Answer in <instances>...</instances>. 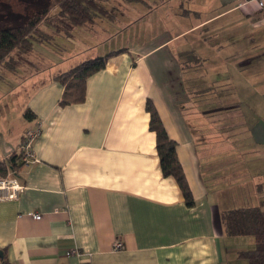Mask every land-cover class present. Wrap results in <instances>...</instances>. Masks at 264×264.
<instances>
[{
  "label": "crops",
  "instance_id": "0c3cea01",
  "mask_svg": "<svg viewBox=\"0 0 264 264\" xmlns=\"http://www.w3.org/2000/svg\"><path fill=\"white\" fill-rule=\"evenodd\" d=\"M242 2L124 3L111 17L71 27L68 37L44 22L61 18L58 7L47 13L40 26L53 38L35 40L12 66H0L8 80L0 81V161L41 123L38 162L18 169V196L0 200V264L239 263L238 252L254 240L226 234L219 215L264 199V20L254 2ZM149 11L170 23L95 49L110 32L105 19L124 27ZM64 38L79 48L49 65L44 52L70 48ZM118 49L125 51L87 78L83 102L59 104L55 75ZM182 53L198 61L184 63ZM72 56L82 59L62 68ZM147 99L176 142L191 207L161 173Z\"/></svg>",
  "mask_w": 264,
  "mask_h": 264
},
{
  "label": "trees",
  "instance_id": "16d2710c",
  "mask_svg": "<svg viewBox=\"0 0 264 264\" xmlns=\"http://www.w3.org/2000/svg\"><path fill=\"white\" fill-rule=\"evenodd\" d=\"M25 1L35 8L32 15L12 25L0 26V66H3L4 62L9 63V59H14L17 54L29 51L35 40L41 42L53 38L54 34H48L49 38L46 36V31L40 26V23L55 6L58 7V14L61 18L69 24L68 30L63 32L66 37L71 35V27H87L98 16L111 17L106 15V10L101 5L102 2L108 0ZM126 1L138 2L140 0ZM56 31H60L59 28L56 27ZM124 51L125 49H118L85 59L55 75L53 79L63 87L59 104L65 106L83 102L87 78L104 68L109 57ZM180 56L184 58V63L198 61V57L192 53H182ZM9 65L12 66L13 63H9ZM145 109L149 113V130L155 133L161 173L163 176L174 178L183 195L184 203L191 207L194 205V198L176 153V142L168 136L150 99L146 100ZM24 116L28 119L33 118L32 112L28 109L24 111ZM20 158L21 153L15 151L0 161V176L5 177L10 173L17 175L18 169L23 165ZM219 218L226 234L251 236L254 240L253 248L238 252L240 261L236 264H264V199H261L257 205L225 210L221 212Z\"/></svg>",
  "mask_w": 264,
  "mask_h": 264
},
{
  "label": "rangeland",
  "instance_id": "374dc122",
  "mask_svg": "<svg viewBox=\"0 0 264 264\" xmlns=\"http://www.w3.org/2000/svg\"><path fill=\"white\" fill-rule=\"evenodd\" d=\"M124 3L131 4L132 2L126 1V0H110V2H108L104 5L107 8V9H105L106 15L107 16L108 15L113 16L110 11H114V9L117 6L124 4ZM34 9L35 8H32L31 5H28L25 0H0V26L12 25L14 23H17L18 21H22L23 18H27V16L30 17L32 15ZM133 14L138 15V12L136 11ZM155 16H156V13L151 14V12L149 11V13L145 14L144 16H139V17L134 18L132 20V22L129 23L128 26L125 25L124 27L121 25L119 26L118 24L117 25L116 24H110V21L105 19L107 24H109V26H110V32L105 39L98 40L100 42V44L97 45L95 49L99 50V49L105 48L106 46L111 45V43L118 40L120 37L127 39V42L131 43V41H134V40H131L132 39V37H131L132 30L136 32L138 29H140V31L143 32L144 34H149L151 29L154 30L156 28L155 27L156 23L158 24V27H163L164 23H165V25L166 24L168 25L170 23V21L166 22V20H160V19L156 18ZM60 19H58L56 17V15L53 14L51 17L46 18L44 22L46 25L51 24L53 27L55 26V27L59 28V30H60L59 32H65L68 30L69 24L63 18H60ZM46 32H48V31H46ZM53 33L54 32H52V34ZM46 34H47L46 36L48 37V34H51V33H46ZM43 36H45V35L43 34ZM64 39L66 40V42H68L66 44H68L70 46V48L59 49L57 51H54V54H49V52L48 53L44 52V54L47 55V58L45 60L47 62H49V65L54 64L55 63L54 61L59 60V58H61L60 55H67V56L71 55L70 50L73 47L79 48L80 42L77 43L74 40H70L67 38H64ZM35 52L38 53V50H36ZM59 53H61V54L58 55ZM56 55H58V56H56ZM75 57L76 56H72L71 59L70 58L67 59L66 62L63 64L62 68L65 69V67L71 66L74 63ZM76 59H77V61H79L82 58L77 56ZM46 61H44V63H46ZM8 62L11 63V62H13V60L9 59ZM9 63L4 62L3 66L7 67L9 65ZM51 67H53V68H51ZM50 68L53 71H58V70L62 69L61 67L60 68H54V66H50ZM229 74H231V73L229 72ZM233 76L235 77V73L233 74ZM0 81H3L5 84H8V80L6 78H0ZM227 86L230 87V85H227ZM224 91H226V90H224ZM231 93L232 92L229 91L228 94L226 92V94H224V95L231 96ZM257 200H258V198H256V199L249 198L248 203H250V205H252V206L257 205L258 204ZM244 203L246 204V199H245ZM253 247H254V245H253Z\"/></svg>",
  "mask_w": 264,
  "mask_h": 264
},
{
  "label": "built area",
  "instance_id": "2783aa9c",
  "mask_svg": "<svg viewBox=\"0 0 264 264\" xmlns=\"http://www.w3.org/2000/svg\"><path fill=\"white\" fill-rule=\"evenodd\" d=\"M254 2L257 8L263 14L264 20V0H243L242 4ZM41 123L35 122L32 126H29L23 135L20 146L18 147V152L21 153L20 162L23 165L33 164L38 162V157L34 149V144L40 135ZM23 189V185L19 182L15 174H8L5 177L0 176V200L14 199L18 196L19 192ZM33 219L38 220L41 218V214L34 212L30 214ZM122 243L120 241H115L113 243L114 249H120ZM69 254L80 255L78 250H71ZM89 264V263H82Z\"/></svg>",
  "mask_w": 264,
  "mask_h": 264
}]
</instances>
